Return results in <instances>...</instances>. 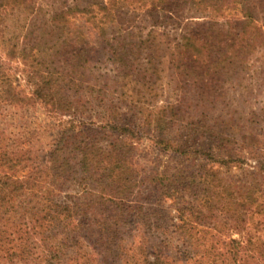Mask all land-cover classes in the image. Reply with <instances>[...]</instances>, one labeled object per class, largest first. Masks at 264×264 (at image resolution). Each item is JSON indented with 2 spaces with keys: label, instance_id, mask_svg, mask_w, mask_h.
I'll use <instances>...</instances> for the list:
<instances>
[{
  "label": "rangeland",
  "instance_id": "1",
  "mask_svg": "<svg viewBox=\"0 0 264 264\" xmlns=\"http://www.w3.org/2000/svg\"><path fill=\"white\" fill-rule=\"evenodd\" d=\"M101 1L32 0V14L19 9L16 16L9 17L6 41L12 38V42L6 45L0 43V57L4 63L0 74V142L7 148L29 151L33 157L42 158V151L53 148V141L66 131L70 133L69 143L81 138H92L102 145L112 141V136L105 130L98 129L96 133L90 130L96 128L98 123L102 124L108 112L102 117L89 111L84 115H57L49 113L43 104L31 102L29 98L33 89L26 70L30 64H34V57L22 54V50H27L24 54L38 57L39 52L38 59H43L45 71H72L71 53L81 46L75 31L84 32L87 35L85 38L97 49L103 47V40L90 24L82 20L67 25L65 32L50 29L51 13L74 4L80 7L90 3L99 5ZM150 1L137 10V17L130 26L135 36L130 38L131 41L139 46L141 39L147 40L142 45L144 48L131 56V66L125 72L130 76L116 77L117 72L113 70L111 62L95 64V55L90 52L88 63L84 57H75L80 61L77 69L81 71V67H86L82 71L89 77V72L92 73L90 83L94 82L95 77L109 75L108 86L100 96L101 105L108 109L115 103L122 108V113L130 109L134 127L141 131L136 136L131 153L138 171L144 172L146 169L162 174L164 171L173 173L182 166L181 159H172V155L163 154L150 139L156 136V130L154 125L149 126L147 117L153 119L154 114L160 110L163 112V108L168 106L171 108L168 107L166 112L177 125L171 131L172 137L184 131L192 134L197 128L206 129L209 125L234 140V149L230 154L239 162L232 163L234 167L231 169H223L217 177L221 179L220 182L212 184L207 174L204 179L198 180L201 183L195 196L183 194L191 205H198L204 210V214L193 218L192 225L185 223L182 226L173 199L163 201L160 193L142 189L150 184L147 181L145 185L139 184L135 188L136 193L125 201L126 206H131L125 210V214L117 203L97 207V211L101 212L99 217H108L120 223L114 234L115 241L110 242L112 239L109 240L99 226L88 234L83 230V246L76 247L61 245L66 242L61 229L50 235L47 232L48 240L37 237V247H32L35 255L26 264H264V171L261 169L264 165V0H225L227 3L220 10L211 14V8H208L203 14L196 15L191 14L193 1H203L210 7L219 4L220 0H172L170 15L177 13L173 22L167 25L163 23L166 20L163 2L153 4ZM198 6L195 12L202 13L198 9L204 6ZM248 10L253 12L251 23L242 19L244 11ZM211 25L216 31H212ZM218 29L223 35L216 38ZM230 29L236 35L244 31L245 35L242 47L234 44V49L239 48L238 52H227L236 57L226 65L223 74L218 75L209 87L198 81L185 82L171 62L173 46L181 31L204 40L221 42L230 39L226 33ZM12 44L17 45L16 54L9 52ZM143 49L150 52V57L142 52ZM218 52L219 49L212 50L215 61L222 58V52ZM224 63L221 62L220 66ZM87 65L93 69H87ZM77 95L75 104L79 97L83 103L90 99ZM18 99L21 100L16 103ZM173 106L176 107L175 112ZM95 122L96 125H93ZM80 133L85 135L80 136ZM199 135L204 134L200 132ZM184 166L186 172L191 168V163ZM13 169L18 174L24 172L20 166ZM203 169L198 171L201 175L207 173ZM214 186L224 191L225 186L228 187L226 199L232 206L226 212L221 213L212 206L206 207L208 202L201 200L210 193H207V188L212 190ZM70 194H74V191L63 192L58 199L67 200ZM136 206H142L143 211L138 213ZM136 212L138 216L134 218ZM231 240L238 241L233 244ZM237 251L236 259L232 253ZM84 255L89 259L88 263Z\"/></svg>",
  "mask_w": 264,
  "mask_h": 264
},
{
  "label": "trees",
  "instance_id": "2",
  "mask_svg": "<svg viewBox=\"0 0 264 264\" xmlns=\"http://www.w3.org/2000/svg\"><path fill=\"white\" fill-rule=\"evenodd\" d=\"M150 2L153 4L163 2L165 5L163 11L166 13V20L163 23L167 25L173 22L177 12L170 15L172 0H151ZM226 3L225 0H220L219 4L209 7L203 1H193L191 14H203L208 8H211L209 12L212 14L213 11L223 8ZM146 4L148 0H102L99 5L90 3L80 7L74 4L51 13L50 29H60L65 32L67 25L71 26L78 20H82L90 24L98 33V37L103 40V47L97 49L85 38L87 35L84 32L76 30V39L81 46L75 53H71L72 71L66 73L57 69L45 71L42 67L43 59H38L39 52H37L38 57L24 54L27 50L20 52L24 56L34 57V64H30L29 69L26 70L29 73L28 81L33 89L29 98L31 102H39L49 113L57 115L69 113L74 116L77 113L84 115V112L89 111L97 117L98 115L102 117L108 112V116L103 117L102 124L98 123L96 128L90 130L92 133L98 132V129L105 130L112 136V141L102 145L92 138H81L69 143L70 133L66 131L59 134L58 139L53 141L51 146L53 148L47 152L42 151L44 153L42 158L33 157L29 151L11 150L0 142L2 143L0 144V264H26L35 255L32 247H37V237L41 236L46 241L48 240L47 232L50 235L59 229H61L60 233L64 234L63 239L66 240L61 245H68V247L83 246L81 232L84 230L88 234L98 226L109 240L112 239L110 242L115 241L114 234L118 231L120 223L116 220L111 221L112 219L108 217H99L101 212L97 211V207L111 202L121 205V208L127 211L131 206H126L125 201L136 193L135 188L139 184L145 185L147 181L150 184L142 189L160 193L163 201L173 199V205L177 208L182 226L185 223L192 225L193 218L204 214V210L198 205H191L183 194L189 193L195 196L201 179H204L207 174L211 177L212 184L220 182L221 179L217 177L223 169H231L234 167L232 163L239 162L234 159V155L230 154L234 149V140L209 125L206 129L197 128L192 134L184 131L172 137L171 131L177 125L174 124L176 121L174 122L172 116H168L166 112L168 107L171 108L168 106L163 108V112L160 110L154 114L153 119L147 117L149 126L154 125L156 130V136L150 139L163 154L172 155V159H181L182 166L175 169L173 173L164 171L162 174L156 170L146 171V169L144 172L138 171V165L133 162L134 157L131 153L135 147L136 136L141 131L134 127L133 115H129L130 109L122 113V108L115 103L108 109L101 105L100 96L104 88L108 86L109 75L95 77L94 82L90 83L92 73L89 72V77L82 71L86 67H81L82 72L77 69L80 61H77L75 57H84V61L88 63L90 62L88 52H90L95 55V64L111 62L114 65L113 70L117 72L116 77L130 76L125 72L131 66V56L137 54L144 48L142 45L147 43L144 38L140 40L139 46L131 41L130 38L135 36L130 26L137 17V10ZM198 5L204 6L198 9L202 13L195 12L194 9ZM19 9L32 14L34 10L32 0H0L1 44H11L12 38L6 41L7 22L9 17L16 16ZM252 17L253 12L248 10L244 11L242 19L251 23ZM211 26L212 31H216L213 25ZM226 33L230 36L228 41L216 42L181 31L173 46L171 62L185 82L198 81L209 87L217 80L218 75L223 74V69L227 68L226 65L232 63V59L236 57L232 54L228 55L227 52H238L239 48L234 49L236 47L234 44L242 47L245 35L244 31L236 35L231 29ZM220 35L223 34L218 29L216 38ZM217 49H219L218 53L222 52L223 59L219 61H215L216 58L211 55L212 50ZM17 50V45L12 44L9 52L16 54ZM31 50L34 51L33 48ZM142 52L146 56L150 53L146 49ZM224 61L225 63L220 66V63ZM25 64L28 65L26 61ZM3 69L4 63L0 57V74ZM87 69H93V67L87 65ZM77 94L85 95L90 99L83 103L82 98L79 97L75 104ZM20 100L15 102L18 103ZM100 108L103 110L99 111ZM172 109L176 111L175 106ZM93 125H96V122ZM200 132L204 135H199ZM83 135L85 134L80 133V136ZM185 163H191V168L186 172ZM18 166L24 170L23 173L14 172L17 170L13 168L16 169ZM202 169L207 173L203 172L201 175L198 171ZM261 169L264 171V165ZM142 172L143 177L140 175ZM139 177L142 179L139 180ZM225 187L228 193V187ZM219 188V186H214L212 190L207 188V193H210L201 200L208 202L206 207L212 206L223 213L229 210L231 203L229 199H226V192ZM69 190H73L74 194L67 196V200L58 199L63 192ZM213 203L216 204L213 205ZM132 208H136L138 213L143 211L142 206ZM137 212L134 218L138 216ZM214 229L218 230V228ZM237 241L231 240V243L234 244ZM224 243L222 241V244L226 245ZM232 254L236 259L238 258V251ZM84 258L88 263L89 259L85 255Z\"/></svg>",
  "mask_w": 264,
  "mask_h": 264
}]
</instances>
